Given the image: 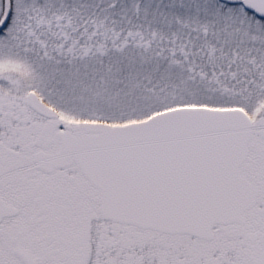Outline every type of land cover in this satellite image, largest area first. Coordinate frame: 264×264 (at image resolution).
Here are the masks:
<instances>
[{"label":"snow or ice","instance_id":"snow-or-ice-1","mask_svg":"<svg viewBox=\"0 0 264 264\" xmlns=\"http://www.w3.org/2000/svg\"><path fill=\"white\" fill-rule=\"evenodd\" d=\"M0 264H264V0H0Z\"/></svg>","mask_w":264,"mask_h":264}]
</instances>
